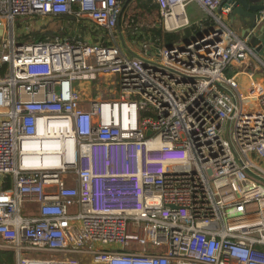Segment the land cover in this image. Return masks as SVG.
Wrapping results in <instances>:
<instances>
[{"label":"built area","instance_id":"built-area-1","mask_svg":"<svg viewBox=\"0 0 264 264\" xmlns=\"http://www.w3.org/2000/svg\"><path fill=\"white\" fill-rule=\"evenodd\" d=\"M151 1L165 33L189 27L191 2L213 29L141 40L140 60L99 43L126 0H0V251L14 264H264V73L247 91L227 74L264 60L220 0ZM62 15L104 33L16 41V20ZM103 78L104 94L79 88Z\"/></svg>","mask_w":264,"mask_h":264},{"label":"rangeland","instance_id":"rangeland-1","mask_svg":"<svg viewBox=\"0 0 264 264\" xmlns=\"http://www.w3.org/2000/svg\"><path fill=\"white\" fill-rule=\"evenodd\" d=\"M145 5H147L148 7H151L153 4L150 2V0H146ZM191 5L192 4H188L187 6H185V15L187 17V20L189 22V12L191 9ZM145 6H143L142 4H139L135 1L132 0L130 2H128L126 4V6L124 7V9L122 10V14L121 17L118 21V31H117V26L114 29V33L116 35L115 40L112 41H105V39L103 40L104 42H106V44H116L118 45L120 48V39H122L123 43L126 45V47L131 50L134 51L136 50L138 53L139 52V47L141 44V40L142 38L139 36H136V34L138 33L139 35H144V34H148L150 36V33H152L151 31H153L156 27H159L156 25V23L158 22V17H157V13L156 11L153 9L151 10H147L144 8ZM194 10H192L193 12ZM229 14H228V21H229V28L232 29L233 32H235V30L238 28L239 23L236 21H232L230 22L229 20ZM227 17V16H226ZM224 22L228 24L227 19L225 17H222ZM49 20H45L43 23L41 24H36L34 23V20H29V19H25V18H20L18 20H16L14 22V33H15V39L16 41H23V42H29L31 41L30 38H28L29 33H31V31H36V30H40L42 29L45 25L48 24ZM70 22V21H69ZM68 22V23H69ZM65 24V22H64ZM82 28H88L90 25L88 22H84L82 21L81 24ZM160 28V27H159ZM73 30L76 31V33H79V35L81 34V32L79 31V29H77L76 27L73 26L72 28ZM71 29V32H72ZM93 29H95V31L98 34H103V30L98 28V27H94ZM235 29V30H234ZM161 31L163 32V30L161 29ZM200 29L196 28V27H187L184 30H182L181 32H177L180 37L178 39H182L184 38V40H189L192 38H195L197 34H199ZM86 34L89 33L88 31L85 32ZM73 34V32L71 33ZM95 35H98L96 33H94ZM5 35V34H4ZM120 35V36H119ZM103 36V35H101ZM133 37V39L135 41H137V45L134 42L130 41V37ZM184 36V37H183ZM82 37V36H81ZM148 42L150 43V40H148ZM101 43V42H99ZM161 45H164L163 43H161ZM160 46V45H159ZM142 54V53H140ZM145 55V54H143ZM155 52H153V50H149V55L148 56H154ZM259 71L261 69H258ZM109 81H113L111 78H103L101 80H99L100 84L98 83H83L81 85H79V88L82 89H87L88 92H90L91 89H97L98 90V95L100 94H104V91L108 88H106V83ZM90 84V85H89ZM99 86V87H98ZM101 86V87H100ZM98 87V88H97ZM90 88V89H88ZM113 92V91H111ZM111 92L109 93V96L112 95ZM258 164L260 166H262L261 162H258ZM92 247L94 248H99V249H103V250H111V249H115L118 247L117 244H113V243H108V244H93ZM1 252V251H0ZM3 255L1 256L2 260H6V264H14L13 258L11 257V252H2ZM86 264V262H85Z\"/></svg>","mask_w":264,"mask_h":264},{"label":"trees","instance_id":"trees-1","mask_svg":"<svg viewBox=\"0 0 264 264\" xmlns=\"http://www.w3.org/2000/svg\"><path fill=\"white\" fill-rule=\"evenodd\" d=\"M128 2H129V0L126 1V4ZM136 2L139 4L143 3V6H145L144 8L147 10H151L153 7V9L156 11L155 4L151 0H150V2L153 5L151 7H148V8H147V5H145L146 0H136L135 4H136ZM126 4H125V6H126ZM156 13H157V11H156ZM67 20L70 22L68 23ZM64 22H65V24H64ZM80 24H81V22H74L73 18L71 16H68V15H62L59 17L50 18L48 21V24L45 25L42 29L36 30V31H31V33H29V35H28V38H30L31 41L45 40L47 38H53V37L69 38L70 40H72L71 29L73 28V26L76 27L77 29H79V31L81 32V34L78 36V38H83L86 35V33H85L86 31H88L90 34L97 33L95 31V29H93V26H90L88 28H82L81 27L82 25H80ZM159 27H156L153 31H151L152 33H150V36L147 33L144 35H139L137 33L136 36H139V38L141 37L142 41L143 40H150V42H151L152 46H154V48H157L159 45H161V43H163L164 46L169 45L170 43H172L173 41H176L180 37V35L178 33L162 32L161 27L160 28ZM99 42H101V44L106 45V42H104L103 39H100ZM227 74H230L229 69L227 71ZM88 89H90V88H88ZM86 91H87V89H86ZM89 94L94 96V95L98 94V90L96 88L91 89ZM7 186H8L7 184L2 185L3 188H6ZM2 255H3V253L0 252V264H6V260L1 259Z\"/></svg>","mask_w":264,"mask_h":264},{"label":"water","instance_id":"water-1","mask_svg":"<svg viewBox=\"0 0 264 264\" xmlns=\"http://www.w3.org/2000/svg\"><path fill=\"white\" fill-rule=\"evenodd\" d=\"M220 7L228 8L227 14L230 15V22L236 21L244 28L241 37H246L248 45L264 60V38L259 37L260 30L264 28V3H260L259 0H220ZM259 24L261 25L258 26ZM120 46L126 55L142 59L138 54L129 50L122 39H120Z\"/></svg>","mask_w":264,"mask_h":264},{"label":"crops","instance_id":"crops-1","mask_svg":"<svg viewBox=\"0 0 264 264\" xmlns=\"http://www.w3.org/2000/svg\"><path fill=\"white\" fill-rule=\"evenodd\" d=\"M130 1H132V0H129V2ZM134 1H136V0H134ZM259 2L260 3H264V0H259ZM125 4H126V2H125ZM125 4H124V7H125ZM188 4H192L191 5L190 12H189V19H190L189 20V28H191V27L199 28L200 29V32L199 33L208 31L209 29L210 30L213 29L212 28L213 26L209 22V20H205L206 15H205V12L203 10L196 3H194V2H191V3H188ZM124 7H123V9H124ZM192 10H194V11L192 12ZM222 16L227 19L228 24L226 23V25L229 28L228 14L225 13V14H222ZM229 20H230V17H229ZM260 25L261 24H259L258 26H260ZM239 27L236 30L234 29L235 32H233L232 29H230V28L229 29L233 33H235L237 36H240L241 37V34L244 31L243 30L244 28L241 27V26H239ZM72 32H73L74 35H78L79 36V33H76L75 30L72 29ZM92 35H94V34H92ZM259 37L260 38H264V28L260 30ZM131 39H132V36L130 37V41H131ZM138 49L141 50L140 47ZM133 52H135L136 54H138V52L136 50H134ZM257 55H258V53H257ZM258 57L261 60H263L261 58V56L258 55ZM258 69H260V68L257 67V65H255V63L251 59H246L243 63H236V64L231 65L229 67V72L236 74L235 75V79L237 80V83H238L239 88L241 90H243V91H247V89L249 88V79H248L247 76H249V74L252 75L251 76L252 79L255 80L256 82L257 81H260L261 77H263V73L264 72L262 70L259 71Z\"/></svg>","mask_w":264,"mask_h":264},{"label":"bare ground","instance_id":"bare-ground-1","mask_svg":"<svg viewBox=\"0 0 264 264\" xmlns=\"http://www.w3.org/2000/svg\"><path fill=\"white\" fill-rule=\"evenodd\" d=\"M260 81H261V79H260ZM256 82V81H255Z\"/></svg>","mask_w":264,"mask_h":264},{"label":"flooded vegetation","instance_id":"flooded-vegetation-1","mask_svg":"<svg viewBox=\"0 0 264 264\" xmlns=\"http://www.w3.org/2000/svg\"><path fill=\"white\" fill-rule=\"evenodd\" d=\"M118 23V22H117ZM117 26V25H116Z\"/></svg>","mask_w":264,"mask_h":264}]
</instances>
